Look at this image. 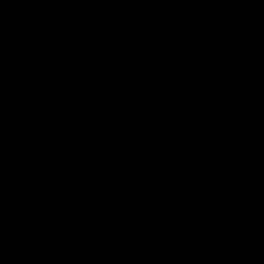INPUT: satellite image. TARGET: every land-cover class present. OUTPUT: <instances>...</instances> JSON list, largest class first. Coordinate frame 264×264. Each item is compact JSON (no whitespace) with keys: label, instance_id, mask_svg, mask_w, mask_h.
Wrapping results in <instances>:
<instances>
[{"label":"water","instance_id":"obj_1","mask_svg":"<svg viewBox=\"0 0 264 264\" xmlns=\"http://www.w3.org/2000/svg\"><path fill=\"white\" fill-rule=\"evenodd\" d=\"M0 264H264V0H0Z\"/></svg>","mask_w":264,"mask_h":264}]
</instances>
